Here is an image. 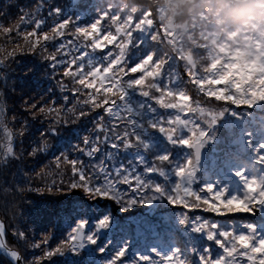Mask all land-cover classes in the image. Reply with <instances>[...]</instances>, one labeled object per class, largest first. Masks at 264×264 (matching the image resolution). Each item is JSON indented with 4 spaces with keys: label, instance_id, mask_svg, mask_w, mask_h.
<instances>
[{
    "label": "snow or ice",
    "instance_id": "6c2138e0",
    "mask_svg": "<svg viewBox=\"0 0 264 264\" xmlns=\"http://www.w3.org/2000/svg\"><path fill=\"white\" fill-rule=\"evenodd\" d=\"M66 36L72 39L66 40ZM25 56L45 59L67 78V83H57L68 93L61 103H72V108H61L52 99L27 101L24 110L33 118L64 125L100 113L95 134L75 146L77 155L57 147L56 167L61 175L67 168L68 191L113 199L125 211L166 196L174 206L213 213L224 222L195 211L185 212L180 221L192 223L193 231L203 234L207 245L193 254V264H264V180H245L240 195L216 185L199 192L191 187L200 149L208 139L200 125L207 122L211 128L215 123L211 105L221 101L223 105L253 108L264 103V0H110L97 7L93 19L80 16L75 23L64 15V9L50 6L48 0L17 6L16 15L4 10L0 19V96L4 97L0 100V132L7 144L0 153V207L6 214L15 207L10 195L31 207L28 223L23 226L9 227L0 220V264H101L108 259L104 253L109 257L112 253L104 247L109 234L100 239L97 233L110 227L111 217L100 219L91 206L74 202L71 214L48 221L40 213V202L25 199L23 194L45 196L56 185L44 183L46 173L33 182L20 168L10 171L13 160H22L14 152L13 141L25 136L29 124L21 120L23 127L18 133L9 129V121H15L16 115L8 108L7 86L14 79L13 66ZM176 68L179 73L173 76ZM193 89L202 95L189 106L185 101ZM130 90H139L140 95L166 110L160 112L164 119L153 127L173 145L195 149L196 157L178 167L176 173L187 183L166 190L148 183L131 165L105 167L110 160L104 164L97 160L101 142L114 151L143 143L142 125L128 107ZM204 97L214 98L206 101L208 107L201 105ZM104 113L122 123L109 122L106 128ZM181 128L191 129L190 138L180 134ZM56 134L55 129L45 133L35 142L31 155L48 153L47 137ZM85 155L91 163L81 158ZM171 159L164 155L155 167L149 165V179L160 181L157 173ZM134 163L144 171L143 161ZM237 175L245 177L244 172ZM59 185L63 192L64 181ZM12 218L16 219L15 212ZM9 234L14 240L11 246L7 243ZM126 253L127 249L119 252L114 264H124ZM139 260L151 264L153 257L141 256ZM161 260L162 264H188L179 250Z\"/></svg>",
    "mask_w": 264,
    "mask_h": 264
},
{
    "label": "trees",
    "instance_id": "16d2710c",
    "mask_svg": "<svg viewBox=\"0 0 264 264\" xmlns=\"http://www.w3.org/2000/svg\"><path fill=\"white\" fill-rule=\"evenodd\" d=\"M37 0H0V19H3L4 10L7 9L13 15L17 14V6L20 8L29 4H35ZM110 0H48L50 6H58L64 9V15L70 16L75 23L80 16H86L90 20L94 18L97 7L102 8ZM122 2V0H116ZM65 39H72L66 36ZM59 41H57L58 43ZM138 54V57L139 58ZM183 62H181L182 65ZM179 69H173V76L178 75ZM11 75L14 77L8 84L7 102L11 112H15L16 119L9 121V129L13 133L23 127L21 120L29 124L28 131L21 139H14L13 149L17 157L21 159L13 160L10 171L15 172L17 168L23 170L26 177H30L33 182H39L40 174L46 173L44 183L51 182L56 185L53 192L45 196H37L35 193H24L25 199L35 198L40 202V213L52 221L56 216L71 214L74 202H79L84 207L91 206V210L100 219L111 217V225L106 230L97 233L100 239L108 233L107 242L104 247L111 251L104 255L107 260L101 264H114L117 254L127 249L124 264H141L139 257L151 256V264H162L161 257L170 256L180 251L184 255L188 264H193V254H199L204 240L203 234L193 231V224H182L185 212H198L204 217H214L224 222V218L215 217V214L204 212L202 209L189 210L180 206H174L168 202L167 197L163 196L153 200L148 204H138L123 210V205L113 199H102L89 197L83 191L67 190V168L64 167V175L61 169L56 167L57 147L63 152H73L75 146L79 145L85 138H90L95 134L97 117L99 112H93L82 120L68 122L64 125L54 124L46 118H33L24 110V104L30 100H55L57 106L72 108V103L62 104L61 100L68 93L62 91L57 80L68 82L62 74L53 70L48 61L38 56H25L19 60L17 65L12 68ZM2 87V86H0ZM15 88V91L12 89ZM202 94L195 90L189 94V99L185 101L189 106H193L194 100ZM4 99L0 96V100ZM214 99L204 97L201 105L208 107L207 100ZM224 102L217 101L212 104L215 123L211 128L207 122H202L201 130L208 133V139L203 144L204 158L203 164H197V172L191 183L193 190L199 192L209 185H216L218 188H227L230 193L240 195L245 189V180L261 179L264 180V103L257 104L253 108L247 106L237 107L235 105H223ZM128 107L136 114L137 121L142 125L140 134L143 143L128 148L121 147L112 150L110 146H105L101 142L102 151L96 154L97 160L104 164L116 168H125L131 165L132 169L142 176L148 183L163 187L166 190L180 185L187 180L182 179L176 174L178 167H182L188 160L194 159V149L183 146H175L163 133L159 132L152 125L164 119L160 115L159 105L149 97L140 95L139 90H130L128 97ZM102 111V110H97ZM106 119L104 125L107 128L109 122L113 125L122 123L112 119L104 113ZM192 115V113H188ZM2 119V118H0ZM70 121V117H65ZM55 129L56 135H49L48 153L32 156L31 150L36 141L45 137V133ZM115 131V129H114ZM190 128H181L180 134L185 138H190ZM111 135V134H110ZM7 140L3 132H0V153L3 152ZM169 155L172 157L167 167H163L160 181L150 180L148 167L156 166L159 157ZM86 162L89 157L82 156ZM134 161H143L141 172L136 167ZM91 163V162H90ZM244 172L245 177L241 179L237 173ZM162 173V174H161ZM64 181V191L61 192L59 181ZM127 188V185L124 186ZM129 195L131 192L129 191ZM14 201L15 207L11 208L7 214L3 207H0V217L9 227L14 225L23 226L28 223L27 214L31 204H24L19 197L9 196ZM3 201L0 200V205ZM13 212L16 219H13ZM103 214V215H101ZM93 227L96 221H90ZM7 243L11 246L14 240L11 234L7 236Z\"/></svg>",
    "mask_w": 264,
    "mask_h": 264
},
{
    "label": "water",
    "instance_id": "95a60500",
    "mask_svg": "<svg viewBox=\"0 0 264 264\" xmlns=\"http://www.w3.org/2000/svg\"><path fill=\"white\" fill-rule=\"evenodd\" d=\"M194 151H195V149H194ZM203 154H204L203 147H201L200 153H199V161L201 163H203V161H204ZM195 156H196V151H195ZM0 220H1V218H0Z\"/></svg>",
    "mask_w": 264,
    "mask_h": 264
}]
</instances>
